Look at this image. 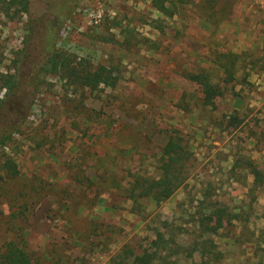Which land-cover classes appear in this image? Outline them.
Returning a JSON list of instances; mask_svg holds the SVG:
<instances>
[{
    "label": "rangeland",
    "instance_id": "rangeland-1",
    "mask_svg": "<svg viewBox=\"0 0 264 264\" xmlns=\"http://www.w3.org/2000/svg\"><path fill=\"white\" fill-rule=\"evenodd\" d=\"M3 1L0 252L264 264V0H167L172 17L152 0H29L19 16ZM56 52L119 80L91 89L55 74ZM190 74L220 90L213 106ZM168 140L187 151L185 181L160 203L130 199L137 178L160 177Z\"/></svg>",
    "mask_w": 264,
    "mask_h": 264
},
{
    "label": "trees",
    "instance_id": "trees-1",
    "mask_svg": "<svg viewBox=\"0 0 264 264\" xmlns=\"http://www.w3.org/2000/svg\"><path fill=\"white\" fill-rule=\"evenodd\" d=\"M175 3H183V0H175ZM174 1H169L172 5ZM6 12L12 11L14 16L27 14L29 8V0H4ZM167 0H152V7L165 17H172L173 12L166 5ZM53 73L59 74L60 72L66 73L67 77H74L82 82V84L91 89H96L100 85L107 87H114L119 78L113 75L110 71L103 68H98L94 72L78 73L71 66L67 55L56 52L49 58L48 61ZM189 80L202 86L204 95V104L213 106V99L221 95L219 89L211 85L202 75L190 74ZM7 87H13L14 82L9 80L6 82ZM9 137L4 136L1 143L4 144ZM189 159L187 151L184 150L179 144L173 140H168L162 153V163L160 166L161 175L158 179H141L137 178L134 182L132 189L129 192L130 199L140 197L150 198L153 201L160 203L169 199L174 192L185 181L184 166L185 162ZM250 172L254 177V183L258 181L260 172L255 169L251 162H247ZM5 169L12 176L16 174L15 166L12 162H5ZM152 254L144 253L135 256L131 264H152ZM0 264H31L29 256L9 242L5 245L2 252H0Z\"/></svg>",
    "mask_w": 264,
    "mask_h": 264
}]
</instances>
